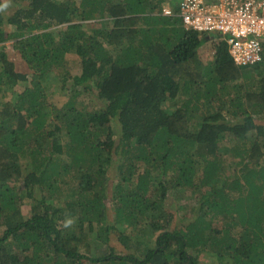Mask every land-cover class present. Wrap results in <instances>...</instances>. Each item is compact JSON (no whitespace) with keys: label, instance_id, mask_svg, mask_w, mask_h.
I'll list each match as a JSON object with an SVG mask.
<instances>
[{"label":"trees","instance_id":"obj_1","mask_svg":"<svg viewBox=\"0 0 264 264\" xmlns=\"http://www.w3.org/2000/svg\"><path fill=\"white\" fill-rule=\"evenodd\" d=\"M167 3L0 0V264H264V54Z\"/></svg>","mask_w":264,"mask_h":264},{"label":"built area","instance_id":"obj_2","mask_svg":"<svg viewBox=\"0 0 264 264\" xmlns=\"http://www.w3.org/2000/svg\"><path fill=\"white\" fill-rule=\"evenodd\" d=\"M163 14H177L183 24L210 35H220L238 64L262 60L264 0H174ZM174 5H177L175 8Z\"/></svg>","mask_w":264,"mask_h":264},{"label":"rangeland","instance_id":"obj_3","mask_svg":"<svg viewBox=\"0 0 264 264\" xmlns=\"http://www.w3.org/2000/svg\"><path fill=\"white\" fill-rule=\"evenodd\" d=\"M10 2L8 1L3 7H4V12L5 14H8L10 11H11V7L8 8ZM62 25H58L57 26V29H59ZM209 41V42H208ZM7 44L9 47H11L12 45V40H8L7 41ZM203 54H211L212 52V42H210V40H206V44L203 45V49L201 51ZM67 68L69 69L70 73L71 74H77V73H80L81 71V60L80 58L75 54V53H68L67 54ZM72 83V79H69V84ZM24 85L20 84L18 86L15 87V91L14 90H9L7 91L6 95L4 96H1L0 95V98H3V99H14V97L16 96L17 92L16 90H21L23 88ZM61 93L60 92H55L54 96L51 95V99L54 100L58 105H61L65 99V96L64 95H60ZM89 96L91 97H94L95 98V93H90L88 94L87 92H84L83 94V98H85V100L87 101L89 99ZM87 97V98H86ZM99 102H101L99 99L97 100ZM88 103H91L92 101H87ZM112 168V171L114 170V166L111 167ZM68 178V176H67ZM113 176H109L108 178V193L109 195L111 194V186H112V183H113ZM29 200V198L27 197L25 199V202H27ZM182 200H179L178 198H174V199H171L167 202V209L169 210H174L175 212V222L177 221V219L179 220V216H178V213L176 210H179V207H178V204H180ZM29 206L24 204L23 203V211L25 212V214H28L29 213ZM168 214L165 213V216ZM239 228V227H238ZM237 228V229H238ZM117 249L119 251H125V247L123 246V244H118L117 245ZM226 259V258H225ZM225 259H222L223 263H225L224 261H226ZM201 260L206 263V264H221L219 261H216L215 258L211 257L210 255H206V254H202V257H201ZM228 260V259H227ZM225 264H229V262L226 261Z\"/></svg>","mask_w":264,"mask_h":264},{"label":"clouds","instance_id":"obj_4","mask_svg":"<svg viewBox=\"0 0 264 264\" xmlns=\"http://www.w3.org/2000/svg\"><path fill=\"white\" fill-rule=\"evenodd\" d=\"M73 220L72 219H66L65 222H64V226L65 227H69L73 224Z\"/></svg>","mask_w":264,"mask_h":264},{"label":"water","instance_id":"obj_5","mask_svg":"<svg viewBox=\"0 0 264 264\" xmlns=\"http://www.w3.org/2000/svg\"><path fill=\"white\" fill-rule=\"evenodd\" d=\"M209 37V36H208Z\"/></svg>","mask_w":264,"mask_h":264}]
</instances>
